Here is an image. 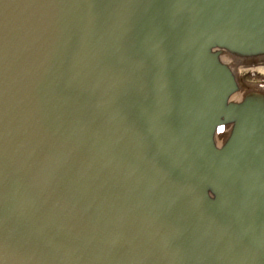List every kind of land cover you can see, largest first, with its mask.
<instances>
[{
	"label": "water",
	"instance_id": "95a60500",
	"mask_svg": "<svg viewBox=\"0 0 264 264\" xmlns=\"http://www.w3.org/2000/svg\"><path fill=\"white\" fill-rule=\"evenodd\" d=\"M226 58L264 61V0H0V264H264Z\"/></svg>",
	"mask_w": 264,
	"mask_h": 264
},
{
	"label": "rangeland",
	"instance_id": "374dc122",
	"mask_svg": "<svg viewBox=\"0 0 264 264\" xmlns=\"http://www.w3.org/2000/svg\"><path fill=\"white\" fill-rule=\"evenodd\" d=\"M252 72L258 73L259 75L264 77V69L262 70V69H260V67L240 69L238 77H239V80L241 82L240 84H241L244 92H247L250 89V87H252L253 85H258L257 82H255V84H247V83L243 82V76L247 73H252ZM221 141H223V137L219 138V142H221Z\"/></svg>",
	"mask_w": 264,
	"mask_h": 264
},
{
	"label": "bare ground",
	"instance_id": "6f19581e",
	"mask_svg": "<svg viewBox=\"0 0 264 264\" xmlns=\"http://www.w3.org/2000/svg\"><path fill=\"white\" fill-rule=\"evenodd\" d=\"M226 61L230 65V68L233 70V72L238 75L240 72V68H241L240 64L231 58H226ZM257 67H260V69L263 70L264 69V61L256 62V63L252 64V66H250L249 68H257ZM241 96H242V94L237 95L235 97L236 100L240 99Z\"/></svg>",
	"mask_w": 264,
	"mask_h": 264
},
{
	"label": "trees",
	"instance_id": "16d2710c",
	"mask_svg": "<svg viewBox=\"0 0 264 264\" xmlns=\"http://www.w3.org/2000/svg\"><path fill=\"white\" fill-rule=\"evenodd\" d=\"M243 82L247 84H255V82H257L259 85H264V77L255 72L247 73L243 76ZM222 136L223 135H220V137Z\"/></svg>",
	"mask_w": 264,
	"mask_h": 264
}]
</instances>
